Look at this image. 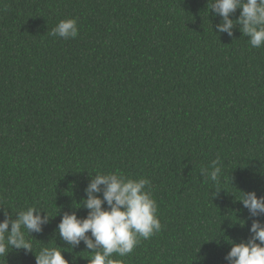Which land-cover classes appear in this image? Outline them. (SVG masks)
Listing matches in <instances>:
<instances>
[{
	"label": "trees",
	"instance_id": "1",
	"mask_svg": "<svg viewBox=\"0 0 264 264\" xmlns=\"http://www.w3.org/2000/svg\"><path fill=\"white\" fill-rule=\"evenodd\" d=\"M210 4L0 0V221L28 207L52 216L23 230L32 252L9 248L0 264H36L57 246L89 264L94 253L72 250L58 224L87 216L94 173L146 178L158 205L161 231L114 254L122 264H228L250 237L239 199L264 196V47L238 24L218 32ZM69 18L75 39L50 34ZM218 159L214 183L201 169Z\"/></svg>",
	"mask_w": 264,
	"mask_h": 264
},
{
	"label": "clouds",
	"instance_id": "2",
	"mask_svg": "<svg viewBox=\"0 0 264 264\" xmlns=\"http://www.w3.org/2000/svg\"><path fill=\"white\" fill-rule=\"evenodd\" d=\"M237 9L241 11L234 21L230 17ZM210 10L222 20L216 25L218 32L232 36L234 26L238 24L253 48L264 47V0H211ZM50 34L75 39L78 36L77 20H61ZM219 164L218 159L211 170L202 168L201 175L219 183L222 171ZM84 191L85 198L79 205L88 210L87 216L78 218L76 212H65L58 224V233L72 250L83 242L86 250L94 253L89 264H122L113 259L114 254L125 257L133 252L141 239H149L161 231L158 205L148 179H132L120 173H94ZM242 194L240 202L255 218L249 228L251 235L246 241L233 242L225 260L228 264H264V222L259 219L264 216V196L258 197L255 191ZM41 212L36 207H28L18 212L15 219L5 212V218L0 221V256L8 253L9 248L32 252V245L23 230L29 235L41 232L52 217ZM61 249L59 246L42 248L35 255L36 264H70Z\"/></svg>",
	"mask_w": 264,
	"mask_h": 264
}]
</instances>
